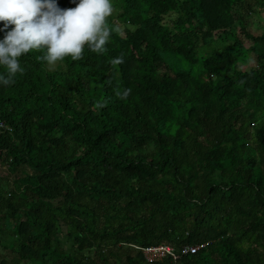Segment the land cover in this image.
Wrapping results in <instances>:
<instances>
[{"label":"trees","instance_id":"obj_1","mask_svg":"<svg viewBox=\"0 0 264 264\" xmlns=\"http://www.w3.org/2000/svg\"><path fill=\"white\" fill-rule=\"evenodd\" d=\"M111 2L106 52L0 84V264H264V0Z\"/></svg>","mask_w":264,"mask_h":264},{"label":"clouds","instance_id":"obj_2","mask_svg":"<svg viewBox=\"0 0 264 264\" xmlns=\"http://www.w3.org/2000/svg\"><path fill=\"white\" fill-rule=\"evenodd\" d=\"M112 14L111 0H78L75 8L67 10L60 9L56 0H0V21L4 22L0 31L5 32L0 41V65L6 69L0 74V84L15 83L16 74L24 72L18 57L32 49H43L37 60L49 65L65 57L80 59L85 45L89 51L103 54L110 42V30L105 23ZM9 25L15 27L9 29ZM110 63L113 67L124 63L123 54ZM131 91V88L117 90L116 95L126 100ZM105 104L97 102L95 107L102 108Z\"/></svg>","mask_w":264,"mask_h":264},{"label":"built area","instance_id":"obj_3","mask_svg":"<svg viewBox=\"0 0 264 264\" xmlns=\"http://www.w3.org/2000/svg\"><path fill=\"white\" fill-rule=\"evenodd\" d=\"M197 247L198 246L196 247L188 246V247H185L183 251L184 252L188 250L195 251ZM144 250L150 261L157 260L161 258V256L167 253L173 255L175 259L178 257V255L173 251V248L169 245H164V244L152 245V246L145 247Z\"/></svg>","mask_w":264,"mask_h":264},{"label":"rangeland","instance_id":"obj_4","mask_svg":"<svg viewBox=\"0 0 264 264\" xmlns=\"http://www.w3.org/2000/svg\"><path fill=\"white\" fill-rule=\"evenodd\" d=\"M252 28H255L254 26H252ZM246 45L248 46L250 44L249 40L245 41ZM257 64V60H256V57L254 58H251L250 59V62L244 66H250V65H256ZM55 64L53 65H50V67H54Z\"/></svg>","mask_w":264,"mask_h":264}]
</instances>
